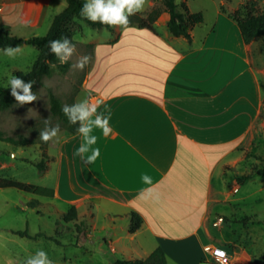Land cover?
I'll return each instance as SVG.
<instances>
[{
	"label": "crops",
	"instance_id": "0c3cea01",
	"mask_svg": "<svg viewBox=\"0 0 264 264\" xmlns=\"http://www.w3.org/2000/svg\"><path fill=\"white\" fill-rule=\"evenodd\" d=\"M211 1L213 17L185 0L192 13L204 15L192 40L174 36L163 11L153 30L116 26L113 38L85 44L92 47L91 60L74 102L85 90L98 113L111 111L112 131L105 137L94 128L100 157L91 165L74 154L83 143L79 133L51 142L44 172L49 182L41 187L53 190L54 197L29 195L26 202L37 200L31 211L41 215L46 209L59 223L75 208L76 218L65 223L68 231L71 225L76 230L65 243L58 239L59 228L53 236L28 230L34 238L19 236L14 232L24 230L12 227L4 231L75 250L54 264H76L98 253L107 255L108 264L146 260L157 249L167 264H215L208 248L218 246L241 264L252 263L249 244L218 236L227 221L218 207L230 204L228 188L238 179L233 169L244 161V147L264 112V64L254 59L255 41L247 44L229 16L235 8ZM67 4L0 0V31L9 29L25 40L41 37ZM143 173L151 184L142 182ZM134 214L142 224L132 232ZM17 258L4 260L18 264Z\"/></svg>",
	"mask_w": 264,
	"mask_h": 264
},
{
	"label": "rangeland",
	"instance_id": "374dc122",
	"mask_svg": "<svg viewBox=\"0 0 264 264\" xmlns=\"http://www.w3.org/2000/svg\"><path fill=\"white\" fill-rule=\"evenodd\" d=\"M188 1L194 10L205 9L208 17H213L214 4L211 0ZM222 1L226 8H235L236 11L243 7H247V12L256 15L264 11V0ZM176 2L178 5L186 4L185 0H176ZM153 6L163 7L160 0L155 2L145 0L143 11L139 14L143 17L147 16ZM74 28L76 30L74 35L76 40L74 44L75 51L71 59L66 62L67 68L64 70L56 68L51 76L44 77L36 89H32L37 95V100L23 106L18 105V102H16L8 109H0V130L3 132L4 138L16 140L26 138L31 141L29 145L16 146L10 142L0 140V178L36 186H43L49 182L46 174L36 166L43 160L44 152L48 155L43 149L46 143L40 139V131L45 129L46 120L48 121L47 126H60L59 133L56 137L48 140L47 146L68 134L66 128L52 114L51 98L54 95L64 104L73 103L79 87L83 86L82 74L86 69V66L83 70H80L74 68L73 65L81 55H90L92 51V47L85 44L101 42L106 38L114 37L112 30L93 28L85 22L75 24ZM47 32L42 33L41 37L46 36ZM254 47V59L258 63L264 64V38L256 40ZM38 54V50L29 45H26L23 50H18L14 58H10L0 51V95L11 90L7 88V81L10 76L15 75L17 70L27 74L32 69ZM86 96L87 92L81 89L76 102L84 100ZM244 148V161L233 169L238 174L237 182L230 184L228 188L231 198L230 204L218 207V211L227 218L226 229L219 232L218 236L241 244H249L248 252L255 254L251 264H264V224H252L248 220L264 221V172L258 174V171L264 169V112L252 137ZM247 177L253 179L245 181L241 190L238 191L240 179ZM28 200L29 195L17 189L0 190V264H6L5 260L9 257L14 260V255L18 257L16 263L25 264L26 259L35 256L38 249L46 251L53 261L61 260L65 254L70 257L69 253L75 251L73 248L62 249L54 242H37L12 236L4 231L5 228L9 227L24 231L29 230V232L34 233L43 230L53 236L55 235V229L59 228L61 234L58 239L61 243H65L72 238L70 231L73 234L76 230L75 226L71 225L70 231H68L65 220H61L59 223L56 216L46 209H41V215L38 212H32L31 207L26 203ZM10 239H13V241ZM21 255L23 257H20ZM98 255L99 257L82 259L81 262L75 261V263L108 264L107 255L105 256L104 253H98ZM109 256L114 257L111 254Z\"/></svg>",
	"mask_w": 264,
	"mask_h": 264
},
{
	"label": "trees",
	"instance_id": "16d2710c",
	"mask_svg": "<svg viewBox=\"0 0 264 264\" xmlns=\"http://www.w3.org/2000/svg\"><path fill=\"white\" fill-rule=\"evenodd\" d=\"M155 1L157 0H153V2ZM160 2L163 7H154L145 17H143L139 13L130 16L129 25H136L140 28L153 30V25L160 18L162 12L165 11L170 16V20L168 23L170 32L176 37H185L188 40H192L193 29L196 26L204 23L203 13H192L186 4L178 5L176 0H160ZM67 3V8L54 18L50 31L44 37H32L28 40H25L14 35L9 29H3L0 31V49L29 45L38 50V57L32 69L27 74H24L22 72H15V76L22 78L26 82L32 80L34 82L33 89H36V87L44 77L51 76L56 68L64 70L68 66L67 63L61 64L60 61L55 57V55L50 52V41L60 39L62 37H68L72 41V43L75 44L76 40L74 39V35L76 33V30L74 28V25L78 24L79 22H85L93 28L113 30L112 26L101 25L98 22L93 23L86 20L80 15L84 0H67ZM221 9L222 11L227 13L223 6L221 7ZM246 9L247 7L240 8L235 13H230L229 16L239 24L245 42L247 44H250L258 39L264 38V11L256 15L251 12H247ZM16 102L17 101H15V98L11 95V90L5 91L0 95L1 110L10 108ZM64 105L65 104L57 97H55L54 95L52 96L51 111L53 116L58 118L59 122L66 128L68 134L75 135L78 133L77 129L80 126L79 122H77L76 124H71L67 120L62 111ZM0 140L10 142L12 144H15L16 146H26L31 143V141L26 138H23L21 140H16L13 138L5 139L1 130ZM44 142L46 144L43 146V149L44 151H46L48 141ZM48 159V156L44 152L43 160L36 165L41 172H45L47 170L48 165L46 160ZM263 172L264 169L258 171V174H261ZM245 179L249 180L251 179V177H247ZM245 179H240V184H244V182L246 181ZM9 188L17 189L20 192L37 197L49 199H52L54 197V191L51 189L36 186L33 184L17 182L11 179L0 178V190ZM37 204L38 201L33 200L30 203V207H36ZM76 216V209L72 208L70 212L64 217V219L66 221H69L75 219ZM254 223L264 224V221H254ZM141 224V217L134 214L131 231L135 232L136 230H138ZM14 233L21 237L34 238L28 233V231H17ZM115 264H167V259L164 251L162 249H157L146 260H118L115 262Z\"/></svg>",
	"mask_w": 264,
	"mask_h": 264
},
{
	"label": "clouds",
	"instance_id": "9594fccd",
	"mask_svg": "<svg viewBox=\"0 0 264 264\" xmlns=\"http://www.w3.org/2000/svg\"><path fill=\"white\" fill-rule=\"evenodd\" d=\"M144 3L145 0H84L80 15L88 21L98 22L101 25L128 26L129 17L142 12ZM49 48L61 64L68 62L75 51V45L68 37L50 41ZM18 50V47L0 49L10 58H14ZM90 60V55H81L73 67L83 70ZM33 84L32 80L26 82L22 78L12 75L7 81V88L11 89V95L18 105L23 106L37 100L36 93L32 91ZM62 111L71 124L79 122L80 125L77 132L82 136L83 143L79 145L74 154L80 156L86 164H93L100 157V148L95 146L99 136L94 135L93 130L94 128L98 129L103 136H109L112 131L109 124L111 111L106 110L107 114L104 111L98 113L97 105L89 103L87 99L65 104ZM45 123V129L40 131V139L48 141L57 136L60 126H47V120ZM141 180L145 184L152 182L151 176L147 173L141 175ZM25 264H54V261L49 258L46 251L38 249L35 256L26 259Z\"/></svg>",
	"mask_w": 264,
	"mask_h": 264
},
{
	"label": "built area",
	"instance_id": "2783aa9c",
	"mask_svg": "<svg viewBox=\"0 0 264 264\" xmlns=\"http://www.w3.org/2000/svg\"><path fill=\"white\" fill-rule=\"evenodd\" d=\"M223 221L224 219L220 218L218 222L222 223ZM219 223H217L216 225H218ZM208 250L213 257V262L215 264H241L240 261L234 259L228 252V250L224 247H209Z\"/></svg>",
	"mask_w": 264,
	"mask_h": 264
}]
</instances>
